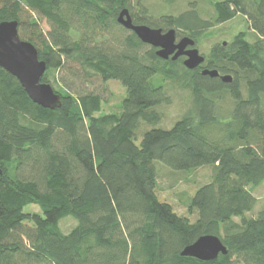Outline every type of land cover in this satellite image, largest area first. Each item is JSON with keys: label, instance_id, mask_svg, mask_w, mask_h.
Returning <instances> with one entry per match:
<instances>
[{"label": "trees", "instance_id": "1", "mask_svg": "<svg viewBox=\"0 0 264 264\" xmlns=\"http://www.w3.org/2000/svg\"><path fill=\"white\" fill-rule=\"evenodd\" d=\"M145 2L0 0V22H18L20 38L46 62L41 82L61 96L60 108H43L0 67V264H264V209L249 216L264 183V0H213L211 19L194 6L157 17ZM124 9L134 24L175 29L196 47L238 16L248 29L189 70L184 57L163 60L124 28ZM32 13L47 21V33ZM61 70L120 81L127 95L105 113L100 94L61 86ZM174 90L187 92L189 104L167 127L162 108ZM161 166L211 168L185 202L194 220L159 196ZM31 205L40 211L25 212ZM69 217L77 224L64 233ZM204 235L218 236L228 254L181 256Z\"/></svg>", "mask_w": 264, "mask_h": 264}, {"label": "water", "instance_id": "2", "mask_svg": "<svg viewBox=\"0 0 264 264\" xmlns=\"http://www.w3.org/2000/svg\"><path fill=\"white\" fill-rule=\"evenodd\" d=\"M118 22L144 43L157 49L156 54L163 60L173 61L184 57V66L189 70L199 68L205 62V56L196 47V41L188 36L178 38L177 31L136 25L128 9L121 11ZM226 45V42H224ZM0 67L16 77L29 98L46 109L61 107V96L49 83L41 82L47 70L46 62L39 59L37 48L22 40L18 33V22H0ZM202 75L211 78L220 77L224 83H232L231 75H220L217 70L203 69ZM3 173L0 166V175ZM227 255L228 249L215 235H204L181 252L183 257H192L200 261H213L220 255Z\"/></svg>", "mask_w": 264, "mask_h": 264}, {"label": "rangeland", "instance_id": "3", "mask_svg": "<svg viewBox=\"0 0 264 264\" xmlns=\"http://www.w3.org/2000/svg\"><path fill=\"white\" fill-rule=\"evenodd\" d=\"M213 0H174L172 6L165 5L161 0H146V5L155 16H160L164 13L179 14L191 6L196 7L204 18L211 19L214 16V11L211 6ZM33 18H37L38 22L45 33L49 31V25L45 19H40L37 13H32ZM247 24L243 16H238L236 19L222 24L211 31L210 35L203 41V43L197 48L201 54H208L211 47L219 42L229 41L240 31L247 30ZM254 39V35L251 36ZM59 84L65 86L64 82H69L70 91L78 96L81 93L92 92L100 94L104 100L103 112L110 113L119 110L124 98L127 95L125 86L117 80H111L104 82L101 77H95L92 80H86L83 77L75 76L68 70H61L57 75ZM53 80V76H50ZM64 81V82H63ZM57 87V85H55ZM171 103L169 106H165L164 109L167 119L164 125L169 127L171 123L176 119L188 106L189 99L188 93L180 90H174L172 92ZM159 173V196L171 203L175 210L181 214L190 216L192 220L196 215L188 214V210L185 206L188 196L194 193V191L201 185L208 183L211 176V168L205 167L197 170L192 174L186 173H173L169 169L161 166ZM254 195L258 199L256 208L249 216H256L257 213L264 209V183L254 190ZM40 209L36 205H31L25 208V212H39ZM77 222L72 218H66L61 221L60 226L64 233L70 232Z\"/></svg>", "mask_w": 264, "mask_h": 264}]
</instances>
